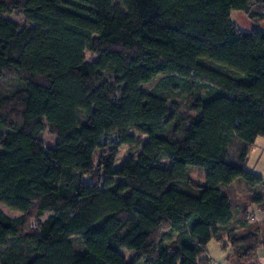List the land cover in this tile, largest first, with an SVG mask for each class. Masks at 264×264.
<instances>
[{
	"label": "trees",
	"instance_id": "1",
	"mask_svg": "<svg viewBox=\"0 0 264 264\" xmlns=\"http://www.w3.org/2000/svg\"><path fill=\"white\" fill-rule=\"evenodd\" d=\"M232 11L263 19L264 0H0V206L18 214L0 208V264H210V241L254 264L264 32ZM129 130L146 141L115 167Z\"/></svg>",
	"mask_w": 264,
	"mask_h": 264
},
{
	"label": "rangeland",
	"instance_id": "2",
	"mask_svg": "<svg viewBox=\"0 0 264 264\" xmlns=\"http://www.w3.org/2000/svg\"><path fill=\"white\" fill-rule=\"evenodd\" d=\"M6 18L9 19L10 21L16 22L21 25L26 24L25 20L21 16H18L16 14L8 15ZM230 20L240 30L249 31L253 33L252 38H251V43L253 45H257V46L261 45L260 40L258 38V34L260 32H264V18L254 21V20L249 19L242 12L232 11L230 15ZM86 58L88 60H92L94 59V56L90 55L89 53H86ZM160 78H161L160 76H157L156 78L151 80L149 83L141 85L140 90H142L143 92L150 91L156 86ZM9 86L10 85L8 83L0 84V87H2L0 89L1 92H5V88H8ZM128 133L134 137L135 142H133L132 144H122L118 147L117 156L114 161L115 167L119 166L126 158L135 157L140 151L142 144L146 141V137L144 135L139 134L135 132L134 130H129ZM40 139L45 149H53L58 143V138L50 134L47 130L41 133ZM98 155H99L98 152H96L94 155L95 162L97 161ZM245 169L259 176H262L264 174V138H257L254 145L251 147L249 154H248V160H247ZM188 176L192 182H195V183L204 182L203 172L197 166H188ZM87 179L88 178L86 176L83 177V180H87ZM234 190L236 193H238V196L239 198H241V200L246 199L245 189L244 187H242V183L240 181L236 180L234 182ZM0 208L9 217L15 218L18 216L17 213L11 212L2 206H0ZM219 248H220L219 245L215 243V241H211L207 245V249L213 260L212 263L218 264V261L216 260V255L220 253ZM120 252L124 255L128 253L124 249H121Z\"/></svg>",
	"mask_w": 264,
	"mask_h": 264
},
{
	"label": "crops",
	"instance_id": "3",
	"mask_svg": "<svg viewBox=\"0 0 264 264\" xmlns=\"http://www.w3.org/2000/svg\"><path fill=\"white\" fill-rule=\"evenodd\" d=\"M261 177L264 178V174ZM246 200L250 204V201H249L250 199L248 197H247ZM251 212H252L253 220H254L256 226H260L262 224L261 221H262V218L264 216V213L259 211L257 209V207L254 206V204H251ZM218 245L220 247L219 248L220 253L216 255V260L218 261V264H227L226 256L228 255V251L229 250L228 249L227 250H223L221 248V244H218ZM206 250H207L208 257L210 259V264H215V263H212L213 260H212V258L210 256V253H209V251L207 249V246H206ZM253 263L254 264H264V233L263 232L260 235L259 242H258V244L256 246V249H255V253H254V257H253Z\"/></svg>",
	"mask_w": 264,
	"mask_h": 264
}]
</instances>
